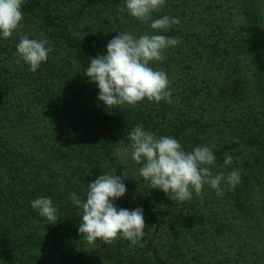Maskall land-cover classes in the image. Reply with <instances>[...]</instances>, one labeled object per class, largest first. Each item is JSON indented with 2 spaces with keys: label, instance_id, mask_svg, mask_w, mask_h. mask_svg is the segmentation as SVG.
I'll use <instances>...</instances> for the list:
<instances>
[{
  "label": "rangeland",
  "instance_id": "rangeland-1",
  "mask_svg": "<svg viewBox=\"0 0 264 264\" xmlns=\"http://www.w3.org/2000/svg\"><path fill=\"white\" fill-rule=\"evenodd\" d=\"M57 1L65 15L59 24L104 53L108 42L120 32L137 37L152 34L150 22L142 24L127 12L121 15L119 9L125 6V0ZM211 12L214 15L208 20L195 21L198 13L205 16ZM163 15L180 20L179 25L162 34L178 37L181 43L167 49L165 60L152 66L167 73L173 102L145 100L135 108L117 106V118L129 119L134 126L146 122L144 129L155 135L159 124V136L168 135L161 123L167 124L170 134L176 125L190 123L193 125L188 134L193 142L217 150L253 135L264 139V0H166V6L154 13L153 19ZM185 15L194 18L187 21ZM23 25L12 37H0V137L47 166L37 172L45 179L39 181L40 194L52 199L60 219L47 224L29 203L18 206L20 210L15 206L10 209V214L20 215L25 222L32 218L49 228L43 233L39 227L30 232L31 248L18 245L12 234L6 241L7 264H54L44 257L57 259L62 255L70 264H159L147 248L151 236L165 264H264V151L240 146L217 157L212 169L214 174L239 169L241 182L235 190L222 185L224 196L218 197L206 185L202 197L194 194L185 203L172 201L161 190H152L130 155L126 164L117 156L128 192L114 202L115 206L129 210L141 207L146 225H156V231L148 230L143 247H132L122 239L111 245L100 241L95 247L87 244L78 231L82 210L69 197L75 192L84 198L88 183L103 173H116L105 163L101 171L95 172V168L91 172L86 167L83 145L87 134L81 127L86 117L80 113L81 106L72 102L84 78L75 74L79 70L74 54L48 38L31 18L24 16ZM20 35L46 38L54 49L36 72L23 61L16 63ZM148 114L151 116L144 120ZM127 146L121 143L117 149ZM225 154L233 157L231 166L225 167ZM16 160L9 156L0 166V182L6 183L2 188L11 196V182L5 179L17 175L7 172L19 166ZM20 182L25 180L20 178ZM42 189H48V195ZM1 197L8 208L11 202L6 204ZM58 238L63 242L61 248L65 246L61 256L53 253Z\"/></svg>",
  "mask_w": 264,
  "mask_h": 264
},
{
  "label": "clouds",
  "instance_id": "clouds-1",
  "mask_svg": "<svg viewBox=\"0 0 264 264\" xmlns=\"http://www.w3.org/2000/svg\"><path fill=\"white\" fill-rule=\"evenodd\" d=\"M24 3L25 0H0V37L8 39L23 28ZM165 6L166 0H125V6L119 9L121 15L127 12L142 24L150 22L152 34L137 37L130 32H120L108 42L106 54L90 58L84 75L98 87L97 99L106 109L125 105L135 108L145 100L173 102L167 73L152 66L165 60L167 49L181 43L178 37L162 34L179 25L178 18L163 15L153 19V14L161 12ZM53 50L46 38L30 39L28 35H20L16 63L23 61L30 71L36 72ZM127 139L128 146L117 149L115 155L124 164L130 155L131 160L140 165L139 175L149 187L161 190L174 202H188L194 194L202 197L206 185L215 190L218 197H223L222 185L234 191L241 182L239 169L227 174L213 173L217 157L208 145L185 151L176 138L157 137L142 125H136ZM225 157V167L231 166L233 157L229 154ZM123 180L119 175L103 173L88 183L84 198L75 192L70 195L72 204L82 210L78 231L87 244L95 247L100 241L111 245L122 239L132 247H143L148 230L156 231V225H146L141 207L129 210L115 206L114 202L127 193ZM31 206L49 224H56L60 219L50 197H38Z\"/></svg>",
  "mask_w": 264,
  "mask_h": 264
},
{
  "label": "trees",
  "instance_id": "trees-1",
  "mask_svg": "<svg viewBox=\"0 0 264 264\" xmlns=\"http://www.w3.org/2000/svg\"><path fill=\"white\" fill-rule=\"evenodd\" d=\"M59 3L60 2L57 0H25L22 8L23 15L39 23L42 30L44 31V34L48 38L60 43L64 50L74 54L76 67L79 70L77 72L75 71V74L76 76L81 75L84 78V83L82 86H80V88H78V91L75 94L74 100L72 102L81 106L80 113L84 115V118L86 117L83 125L80 124V126L82 125L81 127L84 128V133L87 134V137H84L85 145H83L87 154V160L85 161L87 169H89L91 172H93L95 168L97 169L95 172L101 171L100 167L103 163H105L104 165H107L112 169V171H115L116 175L123 177V168L118 162L115 153L117 147L121 143H129L127 139L128 133H130L135 126L129 123L128 118H126L128 120L123 121L117 118V116H119L118 108L116 109V107H113L111 109H106L103 105V102L98 101V87L95 84L90 83L89 78L84 74L90 63V58L97 57L98 55H104L106 52H102L100 47L94 46L91 42L80 38L74 33H71L59 24L60 21L65 20V15L59 10L57 6ZM89 7L92 8L93 5L89 4ZM213 15V12L205 16L198 13L195 21L198 23V21L201 20H208ZM193 18L194 16L185 15V19L187 21L190 19L193 20ZM58 86L62 87V84L58 82ZM159 112L161 113L162 110ZM167 112L168 110L162 113L163 119H165V114ZM149 116H151V114L146 115L144 120H147ZM197 123L198 120L194 122V124ZM141 124L146 125V122ZM158 125L155 128L157 132H159ZM192 125L193 124L190 123L187 126L184 125L183 127L176 125L175 130L171 133V135L167 130V124L161 123L163 131L168 134L163 136H171L176 138L181 143L185 151H191L197 146H202L200 145L201 143H194L193 139L190 138L188 134V129ZM157 132L156 136L160 137ZM77 141L79 142V140ZM238 148L264 151V139L261 138L260 135H253L251 138L241 142L237 141L230 144H225L222 146L221 150L213 148V151L216 157H220L224 153L233 151L235 149L238 150ZM9 156H13L15 159H17L16 163L19 166L15 168L14 166L10 167L7 171L8 175L12 176L13 174H16V172L17 175L13 176V178L11 177L5 179L7 183L11 182V184L8 185L12 186V191L14 192L13 196L9 195L2 188L4 187V184L2 183L5 182H0V196H2L1 200H4L6 204L11 202L7 208L4 202L0 201V264H7L6 258L9 250L6 241L11 237L12 234L16 236L14 241H18V245H27L29 248H31L33 240H30V232L37 231L35 229L39 227V230H42L43 233L44 230H48L49 228L47 225H41V223H37L32 218H29V220L25 222L20 215L18 216L9 213V210L14 206L20 210L18 206L24 203H29L28 205L31 207V202L36 199V197L43 196V193L40 194L41 189L39 181L42 183V181L45 179H42L44 175H38L37 172L41 171V169L47 168V166L40 165L35 158L27 157L16 145L13 144V142L7 143V141H4L3 138L0 137V166H4V163L6 160L8 161ZM20 178H23L25 182L21 183ZM24 187H27V189L24 190ZM37 187L39 188V191L35 190ZM42 190H47L46 195H48V189ZM6 196H10V199L6 198ZM18 210L15 212H18ZM29 210L30 208H27L26 211L29 212ZM47 224H49L48 221ZM8 228H10V232L9 230L5 231V229ZM55 233L59 237V233ZM59 238L55 244V250L53 253L61 256L65 253V246L61 248V244L63 242H59ZM49 240V237L45 239L47 243ZM147 248L157 259L159 264H165L160 257L158 247L155 245L154 238L152 236L148 239ZM50 255L54 257L52 253H50ZM44 258L45 259L43 260H52L54 264H70L69 261H65L66 258L63 255L62 258L57 259L51 257ZM49 264H52V262L49 261Z\"/></svg>",
  "mask_w": 264,
  "mask_h": 264
}]
</instances>
